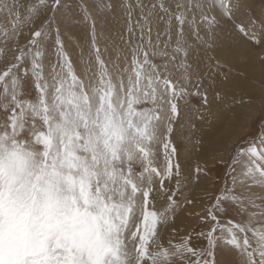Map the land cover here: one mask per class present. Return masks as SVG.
I'll return each instance as SVG.
<instances>
[{
  "label": "snow or ice",
  "instance_id": "6c2138e0",
  "mask_svg": "<svg viewBox=\"0 0 264 264\" xmlns=\"http://www.w3.org/2000/svg\"><path fill=\"white\" fill-rule=\"evenodd\" d=\"M0 264H264V0H0Z\"/></svg>",
  "mask_w": 264,
  "mask_h": 264
},
{
  "label": "rangeland",
  "instance_id": "374dc122",
  "mask_svg": "<svg viewBox=\"0 0 264 264\" xmlns=\"http://www.w3.org/2000/svg\"><path fill=\"white\" fill-rule=\"evenodd\" d=\"M119 26H120L119 24H116L115 28L118 29ZM73 32L75 33V35L77 37L80 38L81 42H86L87 41L88 36H87L86 27H84V26L76 27V28L73 29ZM113 35H115V32H113ZM73 43H75V41H73ZM70 50H71V48H70ZM73 55H76V53L73 52ZM183 226H195V222L192 221L191 225H189L188 221H185Z\"/></svg>",
  "mask_w": 264,
  "mask_h": 264
}]
</instances>
